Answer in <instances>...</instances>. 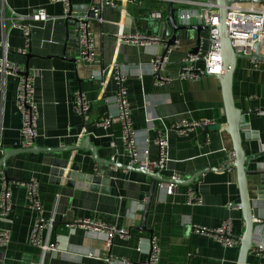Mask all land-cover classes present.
<instances>
[{
    "label": "crops",
    "instance_id": "crops-1",
    "mask_svg": "<svg viewBox=\"0 0 264 264\" xmlns=\"http://www.w3.org/2000/svg\"><path fill=\"white\" fill-rule=\"evenodd\" d=\"M99 1L70 0V3L75 11H80ZM112 1L114 6L101 7L100 20L90 21L96 60L93 64H83L77 61L79 50L65 46L67 37L75 34V30L65 22L61 3L0 0V40L4 44L0 57L5 54L9 63L26 73H35L33 96L38 108L35 145L60 150L77 144L87 130L85 136L100 159L129 165L120 124L115 122L106 129L99 125L103 116L118 112L114 80L110 72L102 73L111 64H117L125 76L136 148L141 153L147 150L149 159L158 158L154 142L156 129L162 130L183 120L211 123L196 126L185 135L172 129L168 131L170 160L157 172L166 179L175 176L180 182L173 193L165 189L170 182H157L145 230L138 229L150 186V179L144 174L108 163L96 164L88 150L11 155L5 167H0V192L4 179L13 203L12 222L0 220V229H9L11 233L10 242L0 250V264L139 263L147 258L151 238L159 249L158 264H236L238 247H224L196 229H213L230 220L234 235L241 236L244 230L243 215L238 207L240 191L236 169L228 167L229 160L234 159V149L227 130L220 80L203 74L188 80L179 77L182 58L196 47L194 31L176 40L179 46L168 54L164 70L160 74L153 73L151 60L155 54L163 53L164 47L118 42L114 34L130 30V19L127 24L126 15L133 17L136 26L142 16L163 21L169 1ZM174 7L175 16L181 10H199L197 5L191 4H174ZM38 8L44 9L48 18L24 20L30 25L31 33L26 53L21 54L18 50L25 48V37L21 28L9 29L11 10L26 15ZM193 24L199 23L193 20ZM207 39V31L202 32L199 44L202 53L207 51ZM160 77L169 79L159 81ZM17 81L13 75L0 72V159L7 150L23 148L21 116L16 103ZM76 92H82L91 101L85 116L72 108ZM232 98L246 118V126L240 130V144L250 159L247 168L264 172V157L260 151L264 143V62L254 67L251 60L237 61L232 77ZM148 116L155 120L148 123ZM64 157H78L82 171L109 177L105 185L107 191L76 189L52 181L51 162ZM30 177L39 185L41 217L45 221L53 218L52 226L44 227L39 234L40 245L29 240L39 213L29 208L25 188L16 184ZM248 185L256 225L247 264H258L264 263V256L255 250L259 245L264 246V191H260V197L257 185L249 182ZM189 189L201 197V204L187 203ZM77 221L104 222L127 230L128 234L116 233L107 244L104 232L78 226Z\"/></svg>",
    "mask_w": 264,
    "mask_h": 264
},
{
    "label": "built area",
    "instance_id": "built-area-1",
    "mask_svg": "<svg viewBox=\"0 0 264 264\" xmlns=\"http://www.w3.org/2000/svg\"><path fill=\"white\" fill-rule=\"evenodd\" d=\"M51 3H61L63 7V18L69 15L78 20V41H79V55L77 61L83 64H93L96 60V51L94 45V37L90 27L92 19L100 20V9L103 5H113L112 0H100L96 4H92L87 13L77 14L71 12L70 0H48ZM174 4H191L197 5L199 10L188 9L187 11H178L175 16L180 24L191 25L193 20H197L199 25L208 26V48L205 53L200 49L196 53H189L182 58L179 69V77L183 80L198 78L199 75L216 76L222 73V54L221 41L218 35L217 26L219 24L218 8L219 6L215 0H168ZM48 16L44 9L38 8L35 12L22 15L11 10V22L9 29L18 27L21 28L25 37V48L18 50L21 54L26 53V48L30 42L31 27L24 22L25 19H32L35 21H43ZM227 25L230 35L231 46L237 53L250 55L254 49L255 44H259V51L264 55V3H233L229 7L227 14ZM118 42L148 47L152 44H159L164 47L163 53L155 54L151 60L152 72L160 74L168 62V54L179 46L177 41L173 45L167 46L164 38L157 34L141 33L136 31L134 33L129 31H121L115 33ZM3 42L0 40V48L3 47ZM7 47L3 51L6 52ZM202 62V65L199 63ZM264 61H254L251 63L254 67L263 63ZM0 72L6 75H13L17 78V92L16 103L21 116L20 133L22 136V147L29 148L35 144L36 134V119L38 117V108L34 101V87L33 77L34 72L26 73L22 71L15 64L9 63L5 54L0 57ZM110 72L114 80L115 102L118 107V112L115 115L103 116L99 125L103 128H109L113 123L118 122L121 126V138L126 148V155L128 164L136 168L148 172H157L165 168L166 163L170 160L168 153V131L170 129L176 131L180 135H185L193 128L199 125H207L209 121H193L183 120L174 123L162 130L156 129V136L154 142L158 149L157 160H151L147 157V150L142 153L136 148L135 144V129L132 119V112L129 107L127 99V91L124 86L125 76L121 73L117 64H111L102 70V73ZM169 78L160 77L159 81H167ZM91 101L82 92H76L72 103L73 110L82 116H85L90 110ZM153 117H147L146 121L152 122ZM261 153L264 157V143L261 144ZM233 155V154H232ZM234 159L229 160L228 167L230 168ZM112 161H115L112 158ZM171 179L178 180L177 177ZM17 185L24 187L26 190V199L29 208L37 211L39 217L36 220L29 240L33 244L40 245L39 234L44 227H51L53 218L49 217L47 221L41 217L43 212L38 194V182L35 178L30 177L27 180L16 182ZM162 183L160 184V187ZM165 189L169 193L175 192L176 183H169L165 185ZM187 203L199 205L202 199L193 189H189L187 194ZM232 206V204H229ZM13 203L11 200V190L4 179H2V190L0 192V220L6 223L12 222ZM83 223V224H82ZM76 225L86 226L87 228L105 233V242L109 244L116 233L121 236L128 234L127 230L117 229L104 222H81L77 221ZM231 221L225 220L218 227L213 229L196 228L204 234L212 236L224 247H239L241 236H236L232 233ZM11 240V233L9 229H0V250ZM253 248V247H252ZM258 253L264 256V246L259 245L255 248ZM159 249L154 238H151L148 255L145 261L139 263H131L126 261V264H158ZM264 264V263H258Z\"/></svg>",
    "mask_w": 264,
    "mask_h": 264
},
{
    "label": "water",
    "instance_id": "water-1",
    "mask_svg": "<svg viewBox=\"0 0 264 264\" xmlns=\"http://www.w3.org/2000/svg\"><path fill=\"white\" fill-rule=\"evenodd\" d=\"M218 8V16H219V24L217 26L218 35L221 41V54H222V73L217 75V78L220 80L222 95L224 101V113L226 116V121L228 125V132L232 136L233 141V149H234V160L230 165L236 169L237 177H238V186L240 191V203L238 207L241 209L244 221V230L240 238V244L238 247V256L236 264H247V257L250 250L253 247L252 239L253 232L256 223L253 220V215L251 212V204L249 197V184L257 185L259 196L260 191H264V172L259 171L258 169L249 170L247 168V163L250 160L247 156H245L244 151L240 144V130H244L246 126V118L244 112H241L234 105L232 98V77L233 72L235 70L237 61L239 59H248L254 61H264V55H262L259 51L260 45L257 43L254 46V49L250 55H244L237 53L230 43V35L229 29L227 25V14L229 11V7L233 3H264V0H215ZM71 12L81 14L88 12V6L84 10L75 11L73 9L72 4L70 3ZM176 8L174 7V3L172 1L168 2V10L167 14L164 17L163 21H160L157 17L151 16H142L138 18L140 21L135 24V21L131 15H126L127 24L130 21V30L129 32H136L139 30H151L153 34H157L158 36L164 38L166 40L167 46L173 45L174 42L179 39L186 37L189 31H194L196 33V47L191 51L192 53H196L199 49L201 33L208 30V26L206 25H183L178 22L175 17ZM66 23L73 25L74 33L70 34L66 39L65 46L68 48H75L76 52L79 50V41H78V20L72 16H68L65 19ZM78 44V46H77ZM79 54V52H77ZM76 54V56H77ZM72 56V55H71ZM85 131V130H84ZM87 134V130L84 133V136L80 138L77 144L66 146L64 148L59 149H51V148H40L35 144L29 148H21L16 150H7L4 152L3 157L0 159V167H5L6 160L14 154L22 153V152H49V151H75V150H88L91 153L92 160L96 164H110L116 167L126 168L128 170H133L136 172H140L144 174L147 178L150 179V186L148 196L145 202L144 211H143V220L141 226L138 228L140 230H145V223L148 217L150 205L152 202V198L154 195V191L156 189V184L158 181H167L170 183L178 184L180 181L174 179H166L159 172H148L142 169L136 168L132 165H122L116 164L109 161H104L100 159L96 154V148L89 142L88 138L85 136ZM75 158V157H74ZM78 158V157H77ZM70 157L64 158H54L51 162L50 167V176L52 181L56 184H63L64 186L76 188V189H84L91 191H107V187L105 185L109 182V177H102L96 173H88L84 172L80 169V161ZM73 159V160H72ZM257 176L259 178H257ZM6 179H9L5 176ZM259 183V184H258ZM262 197V196H260Z\"/></svg>",
    "mask_w": 264,
    "mask_h": 264
},
{
    "label": "rangeland",
    "instance_id": "rangeland-1",
    "mask_svg": "<svg viewBox=\"0 0 264 264\" xmlns=\"http://www.w3.org/2000/svg\"><path fill=\"white\" fill-rule=\"evenodd\" d=\"M141 32V31H140ZM147 31H144V32H141V33H146ZM234 49V48H233ZM264 50V49H263ZM214 77H217V75L216 76H214ZM262 154V153H261Z\"/></svg>",
    "mask_w": 264,
    "mask_h": 264
},
{
    "label": "trees",
    "instance_id": "trees-1",
    "mask_svg": "<svg viewBox=\"0 0 264 264\" xmlns=\"http://www.w3.org/2000/svg\"><path fill=\"white\" fill-rule=\"evenodd\" d=\"M146 33H150V34H152V32H151V31H147Z\"/></svg>",
    "mask_w": 264,
    "mask_h": 264
}]
</instances>
